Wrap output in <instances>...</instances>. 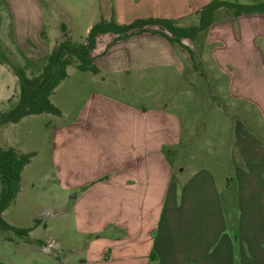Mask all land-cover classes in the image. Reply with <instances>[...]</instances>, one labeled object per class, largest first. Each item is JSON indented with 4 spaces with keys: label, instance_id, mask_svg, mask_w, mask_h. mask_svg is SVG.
<instances>
[{
    "label": "crops",
    "instance_id": "0c3cea01",
    "mask_svg": "<svg viewBox=\"0 0 264 264\" xmlns=\"http://www.w3.org/2000/svg\"><path fill=\"white\" fill-rule=\"evenodd\" d=\"M209 2L136 0V4L127 6L139 7L144 17L167 18L187 25L196 21L198 11ZM36 6L40 19L32 27L35 36L15 37V40L19 45L27 40L34 44L35 49L23 50L25 57L41 71L45 57L56 42L50 45L47 38L40 37L45 26L41 8ZM91 26L89 22L86 33ZM146 29L156 32H133L119 40H115L113 33L96 37L91 56L99 72L92 74L100 77V81H96L102 84L100 88L107 87L104 79L109 75L185 68L188 51L183 52L157 32L158 26ZM200 38L201 61L215 69L218 77L226 78V68L231 66L233 74L229 77L234 81L235 73L245 65L232 57L237 52L250 53V63L253 55L259 57L263 67L264 14L216 20ZM181 42L194 51L190 39L183 38ZM239 45H244L242 51H237ZM68 76L67 71L65 79ZM63 82L55 88L51 102ZM79 87L88 91V96H81L87 103L80 110L88 118L80 119L83 126L74 125L68 131L61 128V124L53 127L51 161L58 168L63 188L77 192L73 198L80 195V188L93 184L80 195L85 200L76 212L78 228L85 238L79 243L74 240L70 243L73 251L83 248L84 253L79 258H74L70 252L54 256L60 264H264L263 143L254 142V148L238 143L241 164L249 166V170H240L233 206L226 207L224 193L217 188L215 176L209 169L200 166L188 172L185 166L175 168L161 154L163 145L178 148L182 141L183 126L176 113L162 111L155 105L128 106L123 109L121 128H115L108 120L112 96L93 90L94 85L90 83H81ZM53 104L61 111L59 117L65 116L61 106ZM26 117L1 126L0 130L19 124ZM79 132L112 133L115 141L107 159L98 162L85 155L79 160L76 145L72 136L70 138ZM120 133L121 140L116 136ZM7 147L26 152L19 146L0 144V148ZM254 149L261 152L260 160L251 156ZM23 242L33 246L35 251L48 252V243L43 240L34 238ZM27 262L43 264L39 256H28Z\"/></svg>",
    "mask_w": 264,
    "mask_h": 264
},
{
    "label": "rangeland",
    "instance_id": "374dc122",
    "mask_svg": "<svg viewBox=\"0 0 264 264\" xmlns=\"http://www.w3.org/2000/svg\"><path fill=\"white\" fill-rule=\"evenodd\" d=\"M231 1L252 4L264 0ZM36 3L41 8L39 11L45 26L40 31V37L47 38L50 45L61 39V25L66 27L71 40L82 42L89 22L94 24L99 20L113 19L117 24L126 25L137 19L151 18L144 17L139 7L127 6L129 3L136 4V0H0V49L13 64L23 67L29 77L40 71L25 57L24 48L35 49V46L29 40L19 45L15 39L35 36L32 27L40 19ZM200 41L201 38L192 43V55L185 53L183 70L122 72L107 76L104 79L107 87L103 88L96 82L100 81L99 76L79 71L71 65L67 67L68 78L63 80L61 88L52 97L65 116L31 115L19 124L0 130V144H12L34 153L21 173L16 199L2 212L3 219L10 225L32 227L33 230L26 238L12 231L0 230V264H28V256H39L43 264H47V257L49 264H60L56 256L70 252L74 258H79L84 253L83 248L73 251L70 243L73 240L79 243L85 238L84 232L78 228L80 223L76 212L80 211L85 200L81 196L93 183L80 188L79 194L82 195L73 198L77 192H68L63 188L58 168L51 161L55 137L53 127L61 124V128L68 131L74 125L83 126L80 119L88 118L80 111L87 103L82 101L81 96H88V91L79 87L81 83H90L94 85L93 90L112 96V111L108 113V120L109 125L115 128H121L123 109L128 106L155 105L160 106L162 111L176 113L183 126L182 141L178 148L176 145H163L161 154L175 168L185 166L188 172L200 166L209 169L215 176L217 188L224 193L225 206H233L240 170H249V166L241 164L239 144L249 148H254L256 141L264 144V64L262 67L255 55L250 63V53L237 52L232 57L245 65L235 73L234 81L229 77L233 74L231 66L226 68V78L218 77L215 69H211L206 61H201L198 51V47L202 46ZM243 46L239 45L237 51H242ZM177 48L185 52L184 48ZM18 97L17 77L7 64H0V113L13 108ZM71 136L79 160L85 155L98 162L107 159L115 141L114 135L107 132H79ZM116 136L121 140V133ZM251 156L257 160L262 157L257 149L252 150ZM101 178L102 181L106 176ZM34 238L50 243L48 252L35 251L33 246L23 242Z\"/></svg>",
    "mask_w": 264,
    "mask_h": 264
},
{
    "label": "trees",
    "instance_id": "16d2710c",
    "mask_svg": "<svg viewBox=\"0 0 264 264\" xmlns=\"http://www.w3.org/2000/svg\"><path fill=\"white\" fill-rule=\"evenodd\" d=\"M247 14H264V1L242 4L231 0H210L198 11L196 21L187 25H180L172 19L153 17L137 19L126 25L117 24L113 19L99 20L92 24L82 42L71 40L66 27L61 25V39L45 57V64L41 71L32 77L27 76L23 67L13 64L0 49V63L7 64L19 82L18 101L13 108L0 113V127L9 123H17L29 115L46 113L60 116L61 111L51 102L50 97L59 83L67 77V67L72 65L79 71L94 74L99 72L93 62L91 51L95 47L96 37L100 34L113 33L116 35L115 40H119L127 38L133 32H156L146 28L158 26L159 31L157 32L192 55V50L185 47L181 39L188 38L196 42L216 20ZM33 156V152H21L13 147L0 148V230L12 231L23 238L28 237L33 228H19L10 225L3 219L2 212L16 199L20 190L22 170ZM35 222L38 221L35 220Z\"/></svg>",
    "mask_w": 264,
    "mask_h": 264
},
{
    "label": "built area",
    "instance_id": "2783aa9c",
    "mask_svg": "<svg viewBox=\"0 0 264 264\" xmlns=\"http://www.w3.org/2000/svg\"><path fill=\"white\" fill-rule=\"evenodd\" d=\"M50 245V243H48V246Z\"/></svg>",
    "mask_w": 264,
    "mask_h": 264
}]
</instances>
